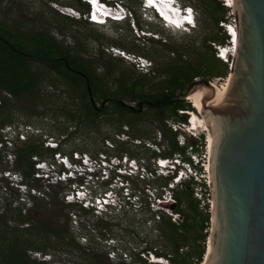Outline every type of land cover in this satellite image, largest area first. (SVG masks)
<instances>
[{
	"label": "rangeland",
	"instance_id": "rangeland-1",
	"mask_svg": "<svg viewBox=\"0 0 264 264\" xmlns=\"http://www.w3.org/2000/svg\"><path fill=\"white\" fill-rule=\"evenodd\" d=\"M179 1L182 5L193 7L197 12L196 28L189 35H173L162 30L156 24L144 23L139 17L140 11L136 2L120 0L123 7L130 10L132 19L133 17L135 19L136 27L157 34L160 37V42H156L154 39L137 38L131 26L127 24L128 21L122 24L109 23L105 27H98L88 25L83 21L84 19L76 21L79 16L69 17L60 13L65 7H71L76 12L83 14L81 13L82 8L76 4L77 0H0V24L20 30L49 32L57 41L70 49L72 56L89 62L90 67L97 75L99 84L108 94L116 90L117 85L114 81L118 75L128 73V78L142 75L138 73L139 68H136L131 60L126 61L123 58L120 60L121 57L112 54L110 48L120 49L131 55L145 58L150 61L153 69L146 75L147 81L144 90L148 95H156L160 92L158 86L167 78V75L158 73L157 69L164 71L166 65L177 64L180 67L189 66L192 69L202 71L201 58L204 54L212 57V51L207 48L208 41L204 42V39L217 33L218 30L215 29L213 22L209 19L205 5L202 0ZM72 19L74 21H71ZM165 41L167 43L164 44ZM147 71L149 68L142 70L143 73ZM42 72L45 74V79L41 89L45 100L37 108L25 100L15 102V108H11L10 112L12 113L7 125L28 123L54 138L75 132L67 137L63 149H61L64 153L77 150L95 154L101 151V142L104 139H113L114 134L119 132L120 123H122L120 129L122 130L126 126L130 135H133L137 130L140 131L142 136L133 139L141 142L152 140L157 136V132H161L160 141L164 145V151L168 152L171 149L170 135L161 127L160 123L152 119V111L147 107L139 111L140 116L119 115L113 111H105L90 124L83 117L80 122L71 121L68 115L76 114L78 116L81 111L79 93L53 73L49 76L44 70ZM228 75L224 78H212L210 83L220 86ZM51 96L50 101L48 98L50 99ZM107 98L110 99V97ZM184 101L192 108L188 102V96L184 98ZM94 102L97 107H101L103 99L98 98ZM123 102L136 108L139 100L126 98ZM104 107L110 109L112 105L106 103ZM69 126H74L75 131L68 132ZM64 127H67V131L61 133ZM31 140L36 144H41V138L35 137ZM19 146L20 144L15 145L11 151L12 154ZM119 149L120 152L122 148ZM126 149L128 154H134L136 157H150V152L142 147L133 148L127 145L124 146V150ZM113 153L118 154L115 151ZM1 155L4 160L3 165L8 168L6 172H11V176L7 178L6 172H0V215L4 213L6 205H10L12 210L22 209V214L31 213L36 221L43 222L45 225L52 221L58 231H62L64 223H68V232L64 235L62 232H58V240H62L65 236L63 243H68V245H58L54 249L48 250L47 255H40L38 260H46L48 264H98L95 258L99 257L106 264H120V262L112 263L107 259L106 253L109 248L105 245V240L108 238H113L116 245L122 250H131L132 248L139 250L148 245L155 247L159 253L173 254L166 240L167 232L163 234L158 225L156 233L151 235L144 229L140 221L133 218L121 217L118 220L105 222L106 220L101 219V217L83 211L76 205L67 206L62 216L54 206L51 196H49L56 194V199L62 202L60 193L63 188L58 186L47 188L44 197L33 196L30 191H26L27 194L21 193L16 188V183L13 182V174H16V179L21 181V184H24L27 189L33 188L31 187L33 184L42 185L43 188V184L38 180L36 182L33 176L25 178L23 172L16 168L15 158L8 162L5 161L4 154L1 153ZM40 156L36 157L39 159L50 158L46 154ZM164 183L165 179H162L156 185L160 186ZM36 206L38 208L35 209ZM49 213L54 214L55 217H50ZM73 213L78 215L79 220L83 222L79 224L78 228L71 226L70 215ZM11 215L13 216L6 214L3 219H0V224L6 222L7 226L18 227L19 229L28 226L26 224L18 225L12 219V217L16 218V215L14 213ZM211 219L210 214L209 225L203 231L205 239L201 247L204 248L205 252L211 229ZM192 231L198 232V227L194 225ZM192 248H194L193 244H190L183 247V251L179 253L184 254L185 251L189 252ZM199 264H202V261Z\"/></svg>",
	"mask_w": 264,
	"mask_h": 264
},
{
	"label": "trees",
	"instance_id": "trees-1",
	"mask_svg": "<svg viewBox=\"0 0 264 264\" xmlns=\"http://www.w3.org/2000/svg\"><path fill=\"white\" fill-rule=\"evenodd\" d=\"M133 1L139 6V0ZM202 2L205 5L209 19L213 22L215 29L218 30L217 33L204 39V42L208 41L207 48L212 51V57L210 58V56L204 54L201 58L202 71L192 69L189 66L180 67L177 64L166 65L164 71L157 69L158 73L167 75V78L158 86L160 92L156 95H148L144 90L147 81L146 75L153 69L151 63L150 70L144 73L138 71L142 75L137 77L128 78V73L118 75L114 81L117 85L116 90L108 94L99 84L97 75L90 67L89 62L72 56L70 49L57 41L49 32L20 30L0 24V127L7 125L9 122L12 113L10 111L11 108H15V102L25 100L34 108H37L45 100L41 89L45 79V74L42 72L44 70L49 76L53 73L60 80L67 82L79 93L81 111L78 116L76 114L68 115L71 121L80 122L83 117L90 124L105 111H113L119 115L140 116L138 109L147 107L152 111V119L160 123L161 127L171 137V149L168 152L162 151L157 156L168 157L173 153H183L185 148L177 146L174 140L176 134L166 129L164 121L172 119L185 122L186 115L179 114L178 111L194 112V109L184 100L178 98L185 95L197 82H210L212 78H224L229 73L227 65L214 57L210 45V43L225 44L226 38L218 26V23L224 20L225 8L218 0H202ZM76 4L82 8L81 13L84 14L88 11V6L82 3L81 0H77ZM83 21L91 25L86 20ZM156 42H160V40ZM119 59L123 60L122 58ZM146 61L148 60L146 59ZM107 97H110V99ZM98 98L103 99L101 107H97L94 102ZM126 98L139 100L136 108L126 105L123 102ZM51 99L52 96L50 99L48 98L50 101ZM106 103H110L112 108L105 109L104 105ZM121 126L122 123L118 126L119 132ZM61 131V133H64L67 131V127H64ZM74 133H69L68 136ZM128 134L130 135V133ZM130 136L136 138L142 135L137 130ZM31 139L19 143V148L14 150L13 153L16 168L23 172L25 178L32 176L34 171L31 157L43 154L51 157L56 152V150L44 149L41 144H36ZM186 140L187 146L193 145V140ZM124 146L127 145L118 144L115 152L128 154L127 149L124 150ZM119 148H122L120 152ZM57 151L61 152L62 150L58 149ZM128 155L136 157L134 154ZM154 155L156 154H150V156ZM3 161L0 152V172L4 173L8 171V168L3 165ZM35 181L37 182V180ZM31 187L42 190V185L39 184H33ZM49 196H51L58 212L63 216L67 206L56 199V194ZM174 197L176 200L175 211L180 218L178 224L171 223L168 218L162 217L158 228L163 234L167 232L166 240L173 253L170 258L172 264H199L201 261L203 262V256L206 254L201 244L204 243L205 239L203 231L209 225L210 213L208 212V206L200 207V202L193 196V186L190 182L183 183L181 188L174 192ZM36 208L38 207L36 206ZM11 213L16 215V218L12 217V219L18 225L26 224L28 226L19 229L18 227L7 226L6 222L0 224V264H48L46 260L33 258L32 253L47 255L48 250L54 249L58 245H68V243H63L65 236L62 240H58V232H62L63 235L68 232L67 222L64 223L62 231H58L52 221L45 225L43 222L36 221L31 213L28 215L22 214V209L12 210L10 205H6L0 219H3L6 214L13 216ZM49 215L55 217L52 213H49ZM194 225L198 227V232H191ZM52 238H54L53 241ZM190 244H193L194 248L192 250L185 251L184 254L179 253V249ZM140 249L142 251H153L156 255H168L159 253L155 247H149L148 245ZM95 261L98 264H106L99 257H96ZM120 264L123 263L120 262Z\"/></svg>",
	"mask_w": 264,
	"mask_h": 264
},
{
	"label": "built area",
	"instance_id": "built-area-1",
	"mask_svg": "<svg viewBox=\"0 0 264 264\" xmlns=\"http://www.w3.org/2000/svg\"><path fill=\"white\" fill-rule=\"evenodd\" d=\"M141 1V0H139ZM225 8L224 20L218 23L224 35L225 44L210 43L214 57L225 63L228 71L236 54V40L238 39L237 18L233 9V0H218ZM169 3V0H166ZM190 10V11H189ZM70 11V12H68ZM72 12V13H71ZM61 14L69 17H80V13L71 7H65ZM78 17V18H79ZM197 12L191 6L184 9L170 21L175 29L191 33L196 28ZM129 58L137 62L139 71L148 68L149 61L130 55ZM183 114L184 111H178ZM185 122L166 119V129L175 135L178 147L184 152L173 153L168 157H160L164 151L161 143V132L152 140L139 141L128 134L125 126L120 132L114 134L113 139H104L101 142L102 150L95 154L82 151H57L63 149L68 133L54 138L28 123L4 125L0 127V152L4 154L5 161L15 158L12 149L15 145L26 142L31 138H41L40 143L46 150H56L50 158L39 159L31 157L34 167L32 174L35 180L41 181L42 190L27 189L13 174L16 188L24 194L30 191L33 196L44 197L47 188L62 187L60 199L66 206L76 205L81 210L91 212L92 215L106 220H118L126 217L142 223L144 229L153 235L162 217L168 218L171 223L178 224L180 218L175 211L176 200L174 192L181 188L183 183L190 182L193 186V196L200 202V207L212 208V194L210 187V152L209 142L205 133L192 131L189 124L190 117L186 115ZM75 127L69 126L68 132H74ZM194 141L187 146V140ZM125 144L133 148H144L150 154L156 155L148 158L133 157L126 153L114 154L116 145ZM6 177L11 172H6ZM166 179L164 185H156L159 180ZM27 191V192H26ZM71 226L78 228L83 223L76 214L70 215ZM85 240L84 238H81ZM208 243V242H207ZM113 238L105 240L109 248L107 259L112 263L124 262L127 264H172L171 255H156L153 251L122 250L115 245ZM115 245V246H114ZM183 249H179L181 253ZM33 258L40 254L32 253Z\"/></svg>",
	"mask_w": 264,
	"mask_h": 264
},
{
	"label": "water",
	"instance_id": "water-1",
	"mask_svg": "<svg viewBox=\"0 0 264 264\" xmlns=\"http://www.w3.org/2000/svg\"><path fill=\"white\" fill-rule=\"evenodd\" d=\"M233 9L237 51L223 101L209 105L213 88L203 81L178 99L210 91L201 100L211 132L206 264H264V0H233Z\"/></svg>",
	"mask_w": 264,
	"mask_h": 264
},
{
	"label": "bare ground",
	"instance_id": "bare-ground-1",
	"mask_svg": "<svg viewBox=\"0 0 264 264\" xmlns=\"http://www.w3.org/2000/svg\"><path fill=\"white\" fill-rule=\"evenodd\" d=\"M142 2L144 0H141ZM231 2V0H228ZM157 8L161 10V12L166 9V6L160 4V3H156ZM70 12V11H68ZM72 13V12H71ZM96 16H98V13H95ZM166 15V14H165ZM167 17L170 15H166ZM172 20V17H168ZM236 49H237V40H236ZM230 79H231V75H228V77L225 79L224 83H222L220 86H218L215 83H211V87L213 88V96L211 97V100L209 102V105L211 104H220L224 97L225 94L227 92L228 89V85L230 83ZM210 94V91L205 89V88H201L197 91H195L194 93L188 95V102L191 104L192 108L194 109V112L191 113V111H188V118L190 117V121L189 124L192 126L191 130L192 131H200L203 132L207 135L208 138V142H209V152L211 154V132L210 129L206 126V123L204 121L203 116L201 115L202 113V106H201V100L205 95ZM211 251V242H208V246L206 248V254L203 258V262L202 264H206L207 260H208V256L210 254Z\"/></svg>",
	"mask_w": 264,
	"mask_h": 264
},
{
	"label": "clouds",
	"instance_id": "clouds-1",
	"mask_svg": "<svg viewBox=\"0 0 264 264\" xmlns=\"http://www.w3.org/2000/svg\"><path fill=\"white\" fill-rule=\"evenodd\" d=\"M149 3H156V0H147ZM81 2L82 3H84V4H86L87 6H88V11L86 12V13H84V14H80V17L79 18H77V20H80V19H84V20H86L87 21V17H88V12L89 11H91V18H92V20H95V21H104L105 19H104V17H102V16H100L99 14H98V16H96L95 15V13L96 12H94V10L93 9H91V7H90V5L88 4V3H85V2H83L82 0H81ZM144 2V1H143ZM142 3V1H140V3H139V11H140V9H141V6H140V4ZM168 7H171V9H172V13H169V12H165L164 11V14H163V12H160L159 10H158V12L160 13V15L165 19V20H167L168 22H170L171 21V19L170 18H168V17H172L173 18V14L174 15H176L177 13H179V12H181V10H183L184 9V7H185V5H182L181 3H180V1L179 0H169V3H168ZM101 11H102V14H104V15H107V14H109V11L108 10H105V9H101ZM130 11V10H129ZM131 13V12H130ZM170 15V16H166V15ZM139 17L142 19V17H141V13H140V15H139ZM107 21V24H109V23H111L109 20H106ZM128 21V24H129V21H131V22H134V17H133V19H132V14H131V19H126V21L125 22H127ZM142 21L144 22V23H148V24H156V23H154V22H146V21H144L143 19H142ZM88 22V21H87ZM89 23V22H88ZM91 24V23H90ZM113 24H115V23H113ZM134 24H135V22H134ZM170 23H168V26H171V25H169ZM92 25V24H91ZM129 26H130V24H129ZM135 26H136V24H135ZM138 30H142V31H144V32H149V33H151V34H154V33H152V32H150V31H147L146 29H140V28H138V27H136ZM172 28V27H171ZM174 31H178L179 33H181V34H184V35H189L190 33H186V32H183L182 30H180V29H175V28H172ZM157 35V34H156ZM158 36V35H157ZM143 39H151V38H149V37H145V38H143ZM156 41H158V40H156ZM131 55V54H130ZM129 55V56H130ZM149 68V70H150V67H148ZM186 113L188 112V111H185ZM184 112V113H185ZM183 113V114H184ZM192 113V112H191ZM184 115H186V114H184ZM116 245V244H115ZM114 245V246H115ZM117 246V245H116Z\"/></svg>",
	"mask_w": 264,
	"mask_h": 264
},
{
	"label": "snow or ice",
	"instance_id": "snow-or-ice-1",
	"mask_svg": "<svg viewBox=\"0 0 264 264\" xmlns=\"http://www.w3.org/2000/svg\"><path fill=\"white\" fill-rule=\"evenodd\" d=\"M92 2H95V0H92ZM190 11V10H189Z\"/></svg>",
	"mask_w": 264,
	"mask_h": 264
}]
</instances>
